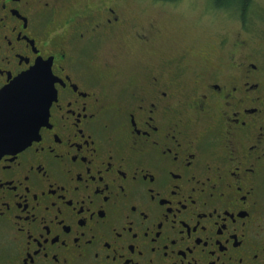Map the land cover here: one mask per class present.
Returning <instances> with one entry per match:
<instances>
[{
	"label": "flooded vegetation",
	"instance_id": "flooded-vegetation-1",
	"mask_svg": "<svg viewBox=\"0 0 264 264\" xmlns=\"http://www.w3.org/2000/svg\"><path fill=\"white\" fill-rule=\"evenodd\" d=\"M129 1L0 0V92H60L0 152V264H264V29L155 59Z\"/></svg>",
	"mask_w": 264,
	"mask_h": 264
},
{
	"label": "rangeland",
	"instance_id": "rangeland-1",
	"mask_svg": "<svg viewBox=\"0 0 264 264\" xmlns=\"http://www.w3.org/2000/svg\"><path fill=\"white\" fill-rule=\"evenodd\" d=\"M132 1L127 6L132 15L138 16L140 12L142 18L139 20L155 21L162 30L155 38L152 52L155 59L188 52L185 63L194 65L199 60L209 59L212 43L218 42L220 37H230L227 31L237 33L240 18L236 10L238 7H219L217 0H159L157 5L150 0H134L133 8ZM228 1L230 5L235 4L233 0H221L223 5ZM250 12V23L258 30L264 29V0H253Z\"/></svg>",
	"mask_w": 264,
	"mask_h": 264
},
{
	"label": "water",
	"instance_id": "water-1",
	"mask_svg": "<svg viewBox=\"0 0 264 264\" xmlns=\"http://www.w3.org/2000/svg\"><path fill=\"white\" fill-rule=\"evenodd\" d=\"M37 64H46V62L40 61ZM46 65L51 69L50 64ZM27 73L18 77L12 85L20 81ZM12 85L6 89H11ZM2 92L4 93V104L0 108V152H17L25 148L35 135L33 127L31 136H21V130L30 124L32 97L30 91L26 88L18 87L11 93L5 90ZM53 100L50 101V105Z\"/></svg>",
	"mask_w": 264,
	"mask_h": 264
},
{
	"label": "snow or ice",
	"instance_id": "snow-or-ice-1",
	"mask_svg": "<svg viewBox=\"0 0 264 264\" xmlns=\"http://www.w3.org/2000/svg\"><path fill=\"white\" fill-rule=\"evenodd\" d=\"M53 75L48 65L36 64L20 81L13 84L11 89H5V91L11 93L20 87L28 89L31 93L30 124L21 130V136H31L33 134V127L35 135L39 136L41 126L48 124L50 101L56 99L59 103L60 96L59 89L57 88L58 81L52 78ZM64 87H67V85H64ZM3 104L4 93L0 92V108H2Z\"/></svg>",
	"mask_w": 264,
	"mask_h": 264
},
{
	"label": "trees",
	"instance_id": "trees-1",
	"mask_svg": "<svg viewBox=\"0 0 264 264\" xmlns=\"http://www.w3.org/2000/svg\"><path fill=\"white\" fill-rule=\"evenodd\" d=\"M233 2H235V4L231 3L232 5H230L228 1L226 5L225 4L223 5L221 0H217V5L219 7L225 6L227 8L232 6L238 7L239 9L236 8V10L237 9L239 10L240 17L242 16V19L247 20L251 13L250 11H251V6L253 5V0H233Z\"/></svg>",
	"mask_w": 264,
	"mask_h": 264
}]
</instances>
